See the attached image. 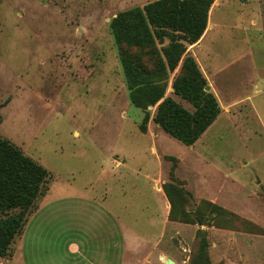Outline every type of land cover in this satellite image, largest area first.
I'll list each match as a JSON object with an SVG mask.
<instances>
[{
	"label": "rangeland",
	"instance_id": "1",
	"mask_svg": "<svg viewBox=\"0 0 264 264\" xmlns=\"http://www.w3.org/2000/svg\"><path fill=\"white\" fill-rule=\"evenodd\" d=\"M157 1L1 0L0 138L51 177L26 247L68 240L119 262L120 251L103 252L119 223L153 246L162 238L159 188L170 221L185 227L171 242L180 264L196 260L200 230L212 264H264V0H216L210 10L204 54L212 57L203 65L221 115L191 147L154 122L168 99L194 112L174 92L187 77L183 61L165 77L163 101L147 110L131 104L121 77L111 22ZM168 45L157 42L165 64Z\"/></svg>",
	"mask_w": 264,
	"mask_h": 264
},
{
	"label": "trees",
	"instance_id": "2",
	"mask_svg": "<svg viewBox=\"0 0 264 264\" xmlns=\"http://www.w3.org/2000/svg\"><path fill=\"white\" fill-rule=\"evenodd\" d=\"M215 1L160 0L143 10L122 12L111 22L130 101L135 108L147 110L161 103L166 93L162 84L165 77L183 61L187 77L176 82L174 92L188 102L194 112L168 99L159 105L154 122L166 134L189 147L194 146L221 115L214 95L205 92L204 75L195 59L188 55V48L198 44L206 33ZM166 40L169 45L162 49L165 64L157 57V42L162 44ZM149 120L145 114L142 132L147 131ZM50 179L44 167L0 138V258L10 255L11 246L22 234L28 217L48 192ZM215 209L224 211L219 206ZM197 237L200 247L191 264H212L206 233L200 230Z\"/></svg>",
	"mask_w": 264,
	"mask_h": 264
},
{
	"label": "crops",
	"instance_id": "3",
	"mask_svg": "<svg viewBox=\"0 0 264 264\" xmlns=\"http://www.w3.org/2000/svg\"><path fill=\"white\" fill-rule=\"evenodd\" d=\"M206 36L207 33H205L204 37L198 44L191 47L189 52H192L196 59H198V62L202 66V73L204 74L205 78H208L211 72L208 67L203 65L205 63H203V60L209 59L210 61V57L212 56L207 55L206 52L204 54V43L206 41ZM211 42L212 41H210V44ZM203 55H205L206 58H202L204 57ZM122 70L120 68L121 77L124 76V72ZM95 75L99 76L101 74L98 71V73H96ZM87 78L89 79L90 77ZM94 81H97L96 83L98 84L101 83L100 80ZM108 88L109 85L107 83L106 90H108ZM160 129L161 128L159 127V130ZM113 163L115 164V162ZM118 164L120 166V163ZM49 191L50 188L46 195L49 193ZM157 192L162 196L161 199L164 200L163 204H166L167 210L161 226L162 238L158 240L154 246L147 240L146 235L141 234V232L130 225L124 223L122 225L119 223L117 230L110 229L112 230L110 232H113L111 234L112 238L108 241V246L106 247V249L103 250V252L120 251L122 255L119 262H109L105 259L101 260V247L99 246H96L92 250H90L86 245L84 246V244L82 246H76L74 243L69 242L68 240H66L62 245L50 244L43 246L37 245L26 247L27 239L31 232L29 230L32 229L33 224H35L36 222L35 220L37 216H39L38 214L41 211V203L46 197L45 195L41 200L38 201L37 209L28 217L22 234L17 236L15 241L13 242L10 250V255L5 258H0V264H151V259L155 255L158 257L157 264H167L169 260L173 261L174 264H180L179 260L177 259V255L175 254V252L177 253V251L172 248L171 242L175 237L177 239L181 237L182 233L185 231V227L180 223L170 221L169 199L165 195L164 191L159 190V188H157ZM210 202L217 204L216 200H212ZM37 229L38 228L34 229L35 233L38 232L36 231ZM169 232L171 233V235L168 237ZM115 236H117L116 240L114 239ZM167 238V243H165ZM34 239L36 238L34 237ZM163 247L165 248L163 249ZM37 250L40 252H48L49 256L43 258L39 257L36 255ZM88 250L91 252H96L99 255L94 256V258L92 259L86 255Z\"/></svg>",
	"mask_w": 264,
	"mask_h": 264
},
{
	"label": "water",
	"instance_id": "4",
	"mask_svg": "<svg viewBox=\"0 0 264 264\" xmlns=\"http://www.w3.org/2000/svg\"><path fill=\"white\" fill-rule=\"evenodd\" d=\"M205 92L210 93V92H211V87L207 85V86L205 87ZM167 264H174V263H173V261L169 260V261L167 262Z\"/></svg>",
	"mask_w": 264,
	"mask_h": 264
}]
</instances>
